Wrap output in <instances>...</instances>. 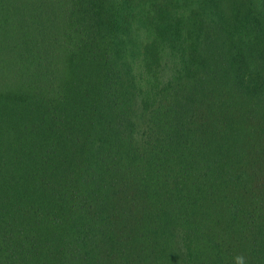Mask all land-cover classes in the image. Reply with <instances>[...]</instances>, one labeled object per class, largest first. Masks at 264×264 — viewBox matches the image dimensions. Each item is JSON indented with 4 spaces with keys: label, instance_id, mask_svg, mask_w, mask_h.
I'll use <instances>...</instances> for the list:
<instances>
[{
    "label": "trees",
    "instance_id": "16d2710c",
    "mask_svg": "<svg viewBox=\"0 0 264 264\" xmlns=\"http://www.w3.org/2000/svg\"><path fill=\"white\" fill-rule=\"evenodd\" d=\"M264 264V0H0V264Z\"/></svg>",
    "mask_w": 264,
    "mask_h": 264
},
{
    "label": "clouds",
    "instance_id": "9594fccd",
    "mask_svg": "<svg viewBox=\"0 0 264 264\" xmlns=\"http://www.w3.org/2000/svg\"><path fill=\"white\" fill-rule=\"evenodd\" d=\"M235 264H245V258L243 256L234 257Z\"/></svg>",
    "mask_w": 264,
    "mask_h": 264
}]
</instances>
